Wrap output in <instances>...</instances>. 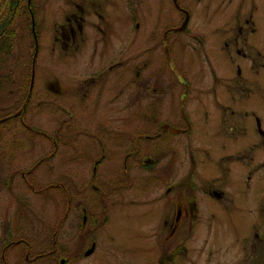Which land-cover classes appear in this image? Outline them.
I'll list each match as a JSON object with an SVG mask.
<instances>
[{
	"label": "flooded vegetation",
	"instance_id": "flooded-vegetation-1",
	"mask_svg": "<svg viewBox=\"0 0 264 264\" xmlns=\"http://www.w3.org/2000/svg\"><path fill=\"white\" fill-rule=\"evenodd\" d=\"M250 1L203 33L181 0H159L134 34L127 0H63L47 34L60 63L42 69L27 1L28 62L0 52V264H264V40Z\"/></svg>",
	"mask_w": 264,
	"mask_h": 264
},
{
	"label": "rangeland",
	"instance_id": "rangeland-1",
	"mask_svg": "<svg viewBox=\"0 0 264 264\" xmlns=\"http://www.w3.org/2000/svg\"><path fill=\"white\" fill-rule=\"evenodd\" d=\"M37 7L40 5L39 8L36 9V13L39 16H36L35 19V28L37 31V42L39 47V53L37 54L36 58V65L39 69H42L45 64H49L50 66L53 65H59L60 60L58 57V54L56 51H52L51 49L48 50V35L49 32L53 29V24L58 23L60 18V10L62 7L69 8L68 5H66L63 0H37ZM120 1V0H118ZM184 4V6L188 9L190 15L192 16V21L190 27L193 28V26L197 27V29L203 33L205 32H211L209 28L204 26L205 18H213L215 22H218L223 17L226 18V20H230L232 17L236 16H242V14L245 10L251 11V1L250 0H181ZM256 1V10L254 11V20H255V29H256V35L254 38L258 39V42H261L264 40V5L260 6L259 2L261 0H253V2ZM128 5L130 6V12H131V18H134L135 20H131L129 25H127V30L129 28V31L134 32V34H137L134 29V25L136 23H140L141 27H143L144 23H147L149 18H145L144 14V6L148 8L149 10V16L153 20L155 18V8L157 9L159 0H127ZM68 3V2H67ZM108 3V2H107ZM263 3V2H262ZM69 4V3H68ZM144 5V6H143ZM104 7V6H102ZM122 9L118 7L111 8L113 17L117 20L118 23H122L123 18H120V12ZM110 12L108 15H111ZM119 14V16H118ZM234 19V18H233ZM232 19V20H233ZM144 22V23H143ZM28 28V27H27ZM196 29V28H193ZM31 30V24L29 25V28L26 30V36L24 37L25 42L24 46H27L26 41L30 42V35L29 31ZM141 28L139 29V35H132V38L137 37L136 40L137 43H139V36L141 32ZM48 34V35H47ZM29 47V46H28ZM137 47V46H136ZM101 48V44H99V49ZM140 47L136 48L134 50V53L138 54ZM30 52H33L31 50L26 49V61L28 62V59L30 58L31 54ZM142 52V51H141ZM30 53V55H29ZM243 60H239L238 64L242 66ZM193 77L197 74V65L193 68ZM55 68V67H54ZM56 69V68H55ZM166 110V105H163L162 113ZM152 114H155V111L151 112ZM161 113V114H162ZM158 117L157 121L151 120L147 121L145 128H149L151 124H155L156 122H161L160 114H157ZM156 121V122H155ZM34 125L38 129L43 128V120L42 118H37L34 120ZM257 193V192H256ZM258 195V193H257ZM251 197V194H250ZM248 199H239L240 204L243 208H246V201Z\"/></svg>",
	"mask_w": 264,
	"mask_h": 264
},
{
	"label": "trees",
	"instance_id": "trees-1",
	"mask_svg": "<svg viewBox=\"0 0 264 264\" xmlns=\"http://www.w3.org/2000/svg\"><path fill=\"white\" fill-rule=\"evenodd\" d=\"M27 1L0 0V52L2 57L8 58V61L11 56L16 54L19 58L22 55H26L25 50L27 48L33 49L30 31V42L26 41L28 42L27 46H24L26 30L31 24L30 5ZM34 15L36 19V14Z\"/></svg>",
	"mask_w": 264,
	"mask_h": 264
}]
</instances>
